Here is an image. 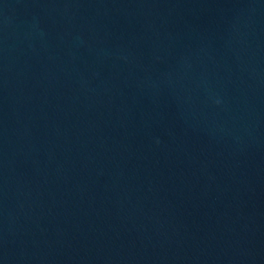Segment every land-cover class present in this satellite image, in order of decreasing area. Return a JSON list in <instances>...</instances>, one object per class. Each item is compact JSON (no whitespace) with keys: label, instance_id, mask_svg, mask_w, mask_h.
<instances>
[{"label":"water","instance_id":"1","mask_svg":"<svg viewBox=\"0 0 264 264\" xmlns=\"http://www.w3.org/2000/svg\"><path fill=\"white\" fill-rule=\"evenodd\" d=\"M0 264H264V0H0Z\"/></svg>","mask_w":264,"mask_h":264}]
</instances>
